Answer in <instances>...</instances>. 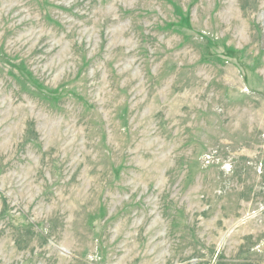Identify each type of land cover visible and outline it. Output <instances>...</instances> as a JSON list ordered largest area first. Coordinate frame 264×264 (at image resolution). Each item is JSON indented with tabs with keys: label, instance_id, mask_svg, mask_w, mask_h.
I'll return each mask as SVG.
<instances>
[{
	"label": "rangeland",
	"instance_id": "obj_1",
	"mask_svg": "<svg viewBox=\"0 0 264 264\" xmlns=\"http://www.w3.org/2000/svg\"><path fill=\"white\" fill-rule=\"evenodd\" d=\"M0 264H264V0H0Z\"/></svg>",
	"mask_w": 264,
	"mask_h": 264
},
{
	"label": "bare ground",
	"instance_id": "obj_2",
	"mask_svg": "<svg viewBox=\"0 0 264 264\" xmlns=\"http://www.w3.org/2000/svg\"><path fill=\"white\" fill-rule=\"evenodd\" d=\"M148 261V260H147Z\"/></svg>",
	"mask_w": 264,
	"mask_h": 264
}]
</instances>
